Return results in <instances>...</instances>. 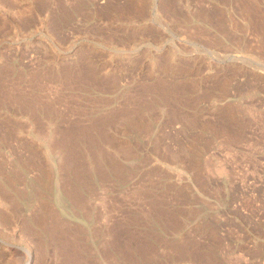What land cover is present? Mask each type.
Instances as JSON below:
<instances>
[{
	"label": "rangeland",
	"instance_id": "1",
	"mask_svg": "<svg viewBox=\"0 0 264 264\" xmlns=\"http://www.w3.org/2000/svg\"><path fill=\"white\" fill-rule=\"evenodd\" d=\"M158 2L0 0V264H264V0Z\"/></svg>",
	"mask_w": 264,
	"mask_h": 264
},
{
	"label": "bare ground",
	"instance_id": "2",
	"mask_svg": "<svg viewBox=\"0 0 264 264\" xmlns=\"http://www.w3.org/2000/svg\"><path fill=\"white\" fill-rule=\"evenodd\" d=\"M160 1V0H159ZM244 2V1H243ZM244 5H245V3H243ZM3 6V5H2ZM8 6V5H7ZM257 6V5H256ZM1 7V6H0ZM159 7H160V3L158 2V0H153V9H154V12L158 15V13H159ZM247 7V6H246ZM9 10V9H8ZM250 13V12H249ZM252 16V15H251ZM199 17V16H198ZM264 18V17H263ZM250 21V20H249ZM248 21V22H249ZM198 27V26H197ZM257 29V28H256ZM203 30V29H202ZM254 43V42H253ZM259 49V48H258ZM253 57V56H252ZM235 58V60H237V59H242L243 57H234ZM260 62V61H259ZM154 65V64H153ZM258 67H259V65H258ZM56 173V172H55ZM49 179V178H48ZM47 180V179H46ZM65 190V189H64ZM28 251H29V249H28ZM115 256V255H114ZM27 264H31V262L29 263V262H27Z\"/></svg>",
	"mask_w": 264,
	"mask_h": 264
}]
</instances>
